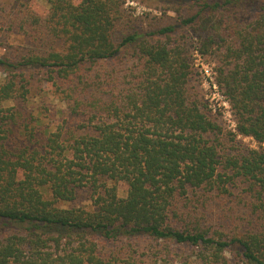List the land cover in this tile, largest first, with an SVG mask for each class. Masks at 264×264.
<instances>
[{"label": "trees", "instance_id": "1", "mask_svg": "<svg viewBox=\"0 0 264 264\" xmlns=\"http://www.w3.org/2000/svg\"><path fill=\"white\" fill-rule=\"evenodd\" d=\"M47 1L48 19L67 48L0 56L7 71L0 81V264H115L100 255L99 238L141 236L198 248L213 264H230L229 253L244 264H264V0H164L179 23L134 28L121 40L113 34L124 0ZM178 26L195 29L196 46L213 60V82L230 105L234 129L203 101L188 39L172 35ZM121 53L143 59L138 88L112 104L111 116L92 132L67 142L61 125L50 131L35 117L21 127L19 111L3 105L27 100L35 70L55 82ZM16 128L24 136L19 145ZM238 134L257 147L240 143L236 152H222ZM239 180L256 201H249L254 212L240 216L251 226L243 232L174 219L178 196L206 187L233 195ZM85 186L93 190L91 205H68Z\"/></svg>", "mask_w": 264, "mask_h": 264}, {"label": "rangeland", "instance_id": "2", "mask_svg": "<svg viewBox=\"0 0 264 264\" xmlns=\"http://www.w3.org/2000/svg\"><path fill=\"white\" fill-rule=\"evenodd\" d=\"M49 11L50 3L47 0H0V56L15 60L31 53L64 51L68 43L63 33L55 28V23L48 19ZM187 11L183 10L184 13ZM178 15L173 8L167 7L164 0H124L116 13L113 36L121 40L134 28L145 32L169 23L177 24L180 22ZM175 34L179 37L185 34L188 39L190 62L199 72L194 80L201 89L203 101L221 119L226 129H233L234 122L229 106L224 103V96L207 80L206 73H211L214 62L196 46L197 31L189 26H178L172 35ZM142 62L143 59L136 55L125 56L121 53L118 57L97 63L87 62L79 73H73L68 78H56L55 82L49 79L44 70H35L32 74V71H28L32 84L27 100L17 96L3 105L19 111L21 127H24L23 122L32 121L29 125L35 123V117L43 122L42 128L48 127L50 131L58 130L61 125L62 135L69 142L73 136L92 132L101 118L111 116L112 104H122L126 95L138 88ZM6 73L4 68H0V81L4 80ZM20 133V129L16 128L14 135L17 145L24 139ZM37 135L38 139L42 138L39 131ZM13 143L14 138H11L10 146L15 145ZM240 143L257 147L252 137L238 134L235 141H224L222 152L234 153ZM246 189L247 185L239 180L238 186L231 189L233 195L210 187L190 190L188 195L176 199L178 216L174 219L179 225L187 221L212 231L243 232L251 226L240 216L256 210L252 204L249 205V201L256 202L255 197ZM126 192L127 186L118 184L119 195L125 196ZM92 194V188L85 186L79 189L76 198L68 205L89 207L93 201ZM245 218L248 219L247 216ZM99 239L100 255L110 258L115 264H213L199 254L198 248L173 241L161 243L145 236L122 241ZM228 256L230 264H244L238 257L230 253Z\"/></svg>", "mask_w": 264, "mask_h": 264}, {"label": "built area", "instance_id": "3", "mask_svg": "<svg viewBox=\"0 0 264 264\" xmlns=\"http://www.w3.org/2000/svg\"><path fill=\"white\" fill-rule=\"evenodd\" d=\"M129 2H131L132 3V1H129ZM211 73H206V77H207V80H208V82L211 84L212 82H213V74H214V71H213V68L211 67ZM208 72V71H207ZM211 74H212V76H211ZM214 83V82H213ZM211 85H213L215 88H217V86H216V84L214 83V84H211ZM223 97V96H222ZM224 103H226L228 106H229V113H230V117H231V112H230V105H229V103L227 102V100H225L224 99ZM233 121V120H232ZM234 124V123H233ZM234 127H235V124L233 125V129H234Z\"/></svg>", "mask_w": 264, "mask_h": 264}]
</instances>
